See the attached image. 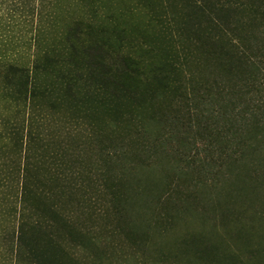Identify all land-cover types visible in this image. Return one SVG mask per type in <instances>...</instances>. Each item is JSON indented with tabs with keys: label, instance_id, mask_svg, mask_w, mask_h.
Masks as SVG:
<instances>
[{
	"label": "trees",
	"instance_id": "obj_1",
	"mask_svg": "<svg viewBox=\"0 0 264 264\" xmlns=\"http://www.w3.org/2000/svg\"><path fill=\"white\" fill-rule=\"evenodd\" d=\"M4 2L0 264H246L239 231L264 210V0H77L69 21L66 0ZM78 151L105 192L86 222L61 181ZM182 214L179 260L155 236Z\"/></svg>",
	"mask_w": 264,
	"mask_h": 264
},
{
	"label": "rangeland",
	"instance_id": "obj_2",
	"mask_svg": "<svg viewBox=\"0 0 264 264\" xmlns=\"http://www.w3.org/2000/svg\"><path fill=\"white\" fill-rule=\"evenodd\" d=\"M37 3V2H36ZM77 0H66L61 7L64 10H68L65 12L68 21L70 18H72L73 14H80L83 12L81 8H79L77 5ZM13 3L12 2H4L0 5V16H2L5 13H9V11H14V13L17 10H12L9 8H12ZM60 9V8H59ZM71 14V16H69ZM16 15V14H14ZM18 20L22 23L21 17L17 18V16L14 18V23H18ZM35 20L37 22V17H35ZM25 21V20H24ZM24 26V25H23ZM18 50H21L22 54H29L27 47H23V44L20 43V46ZM33 50V48H32ZM32 53V51H31ZM16 55V54H15ZM14 55V56H15ZM4 104L2 100L0 99V115ZM71 140V139H69ZM73 144H75V141H72ZM82 153L79 151L75 152V155L72 157H69L68 161H66L65 168H64V175L62 176L63 183H65L68 187L67 189L70 190V193L72 194V199H70V208L75 207L77 208V214L76 218H78L82 222H86L89 220L91 216V212H95L98 210V207L101 208V204L103 199L105 198L103 194L105 193L103 188H101V182L99 180V164H98V156L92 155L90 153ZM86 154V155H85ZM2 164L0 167H2ZM4 167V166H3ZM101 169V168H100ZM101 171V170H100ZM87 200V201H86ZM86 202L89 205H85L84 209L86 211H79V208L82 207V202ZM259 203L260 200H259ZM4 210L6 209V206L3 203ZM2 213V211H1ZM0 213V218H1ZM92 215L96 216V213H93ZM184 216V214L181 215V217ZM184 217L180 218V222L177 225L178 227L176 229L169 230L165 232L163 235L155 236V241L162 247L164 251L171 252V256H177L180 260V251L181 246H179V241L189 232L195 231V226L191 224V222L186 221L184 225ZM187 219V218H186ZM251 221V224L246 226V228L239 231V233H243L242 236H245L246 233L253 234V238L251 244L245 247L248 249H252L253 254H248L247 251L245 252L248 256V260H244L246 264H264V210L262 212V215L255 216ZM188 220V219H187ZM102 220H99L101 222ZM183 224V225H182ZM241 243L244 244V241H241ZM127 250H131V252H135V250H132L131 247ZM137 253V252H135ZM139 253H137L136 256L133 257V264H140L139 262H136V259L138 260L137 256ZM147 255L152 256L154 259V255L156 254L155 246H151L147 249ZM244 256L245 258L247 256ZM135 258V259H134ZM151 258V259H152ZM142 264V263H141ZM145 264V263H143Z\"/></svg>",
	"mask_w": 264,
	"mask_h": 264
}]
</instances>
